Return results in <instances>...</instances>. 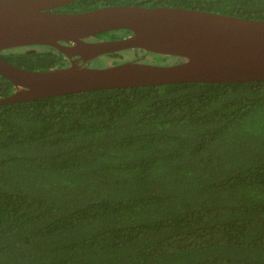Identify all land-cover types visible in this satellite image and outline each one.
Returning <instances> with one entry per match:
<instances>
[{
  "label": "trees",
  "instance_id": "trees-1",
  "mask_svg": "<svg viewBox=\"0 0 264 264\" xmlns=\"http://www.w3.org/2000/svg\"><path fill=\"white\" fill-rule=\"evenodd\" d=\"M120 4L264 19V0H76L54 10ZM147 54L90 60L143 62ZM154 55L157 64L182 60ZM0 57L27 70L67 63L47 45ZM14 90L0 75V97ZM0 264H264V80L1 104Z\"/></svg>",
  "mask_w": 264,
  "mask_h": 264
},
{
  "label": "water",
  "instance_id": "water-1",
  "mask_svg": "<svg viewBox=\"0 0 264 264\" xmlns=\"http://www.w3.org/2000/svg\"><path fill=\"white\" fill-rule=\"evenodd\" d=\"M74 1L0 0V50L47 45L74 58L62 67L27 70L0 57V75L15 87L0 97V105L95 89L264 80V19L128 4L79 12L54 10ZM118 29H128L131 34L118 39H87ZM133 48L182 60L84 65L92 58Z\"/></svg>",
  "mask_w": 264,
  "mask_h": 264
},
{
  "label": "rangeland",
  "instance_id": "rangeland-1",
  "mask_svg": "<svg viewBox=\"0 0 264 264\" xmlns=\"http://www.w3.org/2000/svg\"><path fill=\"white\" fill-rule=\"evenodd\" d=\"M142 61L146 63H154V64L161 62L159 58L156 57V55L151 54L149 52L147 55H145V58ZM109 64H112V63H110L109 60H107L105 57H100V58H97L96 60H90L89 62H86L84 65L90 66V67H102V66H107Z\"/></svg>",
  "mask_w": 264,
  "mask_h": 264
},
{
  "label": "flooded vegetation",
  "instance_id": "flooded-vegetation-1",
  "mask_svg": "<svg viewBox=\"0 0 264 264\" xmlns=\"http://www.w3.org/2000/svg\"><path fill=\"white\" fill-rule=\"evenodd\" d=\"M73 59H74V58H71V59L67 58V63H66V65L70 64L71 61H72ZM86 62H87V61H86ZM86 62H85V63H86ZM77 63H78V64H81V61H78ZM85 63H84V64H85Z\"/></svg>",
  "mask_w": 264,
  "mask_h": 264
}]
</instances>
